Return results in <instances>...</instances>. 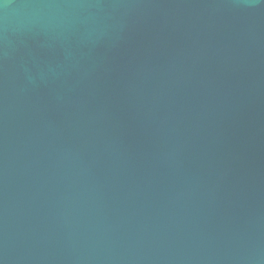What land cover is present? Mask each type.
Returning <instances> with one entry per match:
<instances>
[{"label":"water","instance_id":"obj_1","mask_svg":"<svg viewBox=\"0 0 264 264\" xmlns=\"http://www.w3.org/2000/svg\"><path fill=\"white\" fill-rule=\"evenodd\" d=\"M0 264H264V0H0Z\"/></svg>","mask_w":264,"mask_h":264}]
</instances>
